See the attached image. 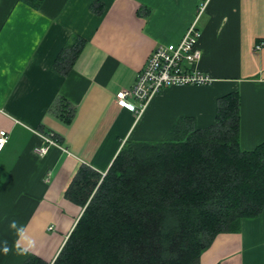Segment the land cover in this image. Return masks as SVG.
<instances>
[{"label":"crops","instance_id":"crops-1","mask_svg":"<svg viewBox=\"0 0 264 264\" xmlns=\"http://www.w3.org/2000/svg\"><path fill=\"white\" fill-rule=\"evenodd\" d=\"M195 21L202 58L194 68L213 83L165 88L138 118L117 95ZM76 38L85 44L62 74L55 64ZM259 44L264 0H0V135L10 136L0 154V242L17 240L12 219L36 242L25 256L0 250V264H54L85 210L67 195L82 168L104 177L127 142H163L184 120L213 125L229 94L241 96L242 150L263 144ZM60 99L74 112L69 122L56 109ZM47 135L58 145L40 157L34 151ZM200 264H264V211L218 235Z\"/></svg>","mask_w":264,"mask_h":264},{"label":"trees","instance_id":"trees-1","mask_svg":"<svg viewBox=\"0 0 264 264\" xmlns=\"http://www.w3.org/2000/svg\"><path fill=\"white\" fill-rule=\"evenodd\" d=\"M84 44L76 38L55 69L67 74ZM56 107L72 119L65 100ZM240 137L234 93L207 128L184 120L163 142H127L104 177L82 168L67 195L85 210L54 264H200L218 235L264 211V143L247 152Z\"/></svg>","mask_w":264,"mask_h":264},{"label":"built area","instance_id":"built-area-1","mask_svg":"<svg viewBox=\"0 0 264 264\" xmlns=\"http://www.w3.org/2000/svg\"><path fill=\"white\" fill-rule=\"evenodd\" d=\"M201 36L195 21L179 44L160 46L138 76L135 86L117 95L118 101L140 118L151 100L165 88L211 85L213 79L194 68L202 58V51L199 48ZM263 47L264 44H259L256 49L261 50ZM44 141L46 144L34 151L40 157L47 155L52 146L58 145V142L49 135L44 136ZM9 142V134L3 131L0 135V154Z\"/></svg>","mask_w":264,"mask_h":264},{"label":"clouds","instance_id":"clouds-1","mask_svg":"<svg viewBox=\"0 0 264 264\" xmlns=\"http://www.w3.org/2000/svg\"><path fill=\"white\" fill-rule=\"evenodd\" d=\"M9 230L15 232L17 240L13 245H9L7 240L0 242V250H2L4 255H8L10 252H14L17 256L28 255L35 247V240L27 235L26 227L19 224L15 219H12L8 223Z\"/></svg>","mask_w":264,"mask_h":264}]
</instances>
